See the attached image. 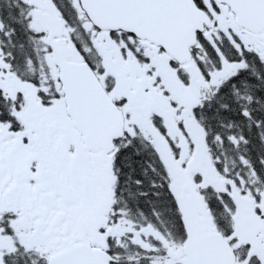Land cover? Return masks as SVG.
<instances>
[{
    "label": "snow or ice",
    "instance_id": "1",
    "mask_svg": "<svg viewBox=\"0 0 264 264\" xmlns=\"http://www.w3.org/2000/svg\"><path fill=\"white\" fill-rule=\"evenodd\" d=\"M0 264H264V0H0Z\"/></svg>",
    "mask_w": 264,
    "mask_h": 264
}]
</instances>
